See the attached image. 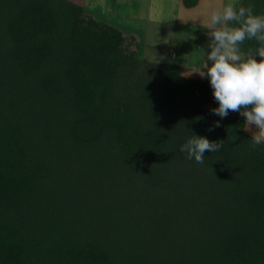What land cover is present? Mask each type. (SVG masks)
I'll list each match as a JSON object with an SVG mask.
<instances>
[{
  "label": "trees",
  "instance_id": "trees-1",
  "mask_svg": "<svg viewBox=\"0 0 264 264\" xmlns=\"http://www.w3.org/2000/svg\"><path fill=\"white\" fill-rule=\"evenodd\" d=\"M126 37L70 0H0V264H264V144ZM193 134L223 147L198 164Z\"/></svg>",
  "mask_w": 264,
  "mask_h": 264
},
{
  "label": "clouds",
  "instance_id": "clouds-1",
  "mask_svg": "<svg viewBox=\"0 0 264 264\" xmlns=\"http://www.w3.org/2000/svg\"><path fill=\"white\" fill-rule=\"evenodd\" d=\"M204 28L210 37V51H204L206 59L196 72L209 79L218 102L212 111L221 118L230 111L238 112L245 118L246 130L255 126L251 136L255 149L264 144V15L254 14L253 6L237 8L229 2L210 13ZM253 39L261 46L244 53L241 45ZM214 126L219 127V121ZM222 147L223 141L193 134L180 151L187 154V159L203 164L206 150L213 153Z\"/></svg>",
  "mask_w": 264,
  "mask_h": 264
},
{
  "label": "rangeland",
  "instance_id": "rangeland-1",
  "mask_svg": "<svg viewBox=\"0 0 264 264\" xmlns=\"http://www.w3.org/2000/svg\"><path fill=\"white\" fill-rule=\"evenodd\" d=\"M70 1L83 5L85 10L93 14L95 19L117 25L127 36L126 44L128 49H134L136 43L139 42L140 48L136 55L142 60L175 63L180 65V73L182 76L209 81L206 76L201 77L196 72L203 66L204 60L206 59L205 52H208L210 48V37L206 34L207 29L203 27L205 24L203 26L201 24L190 25V23L186 25L183 22H176L175 19L177 20L179 18H176L177 16L175 14L177 10L176 2L172 3L168 8H163L161 6L162 0H155L154 5L156 7L147 9L148 0H106V3L105 0ZM219 1L220 8L227 0ZM242 1L240 0L235 5L238 7ZM164 2L169 5V0H164ZM137 4L143 8L138 7ZM199 7L201 8L200 12H203V10L206 11L204 14L216 10L210 8L209 2L199 5ZM145 10L151 15L161 13L162 19L155 18L148 20V16L146 21H143L138 15L143 14ZM193 17L200 21L202 16L200 13L196 16L190 15V18L193 19ZM208 63L210 64L211 61H208ZM216 104L218 102L214 99L211 88V95L206 106L212 107ZM233 113L240 115L238 112ZM245 127V132L250 135L256 131L255 126H252L251 131L246 130Z\"/></svg>",
  "mask_w": 264,
  "mask_h": 264
},
{
  "label": "crops",
  "instance_id": "crops-1",
  "mask_svg": "<svg viewBox=\"0 0 264 264\" xmlns=\"http://www.w3.org/2000/svg\"><path fill=\"white\" fill-rule=\"evenodd\" d=\"M240 0H227L226 2H225V4L224 5H226L227 3H229V2H232V3H234V4H236L237 2H239ZM107 1L105 0V3H106ZM156 1L155 0H148L147 1V9H152V8H155L156 7V5H154V3H155ZM177 3V10H176V12H175V14H176V18H178L177 20L175 19V21L176 22H183V23H185L186 25H189L188 23H190V25H193V24H201L202 26L207 22V20H208V17H209V15H210V13H211V11H209V13L208 14H204L206 11L205 10H203V12L201 11L200 12V7H199V5H201V4H206L207 2H209V4H210V8L211 9H217V8H219V4H220V1L219 0H203V1H200V0H198V3L195 5V6H193V7H185L183 4H182V0H169V5H168V3L167 4H165V2H164V0H162V2H161V6H163V8L165 7V8H168V7H170L171 5H172V3ZM105 3H102V4H105ZM223 3V2H222ZM133 4V3H132ZM137 6L138 7H142V6H140L139 4H137ZM143 8V7H142ZM111 10V9H110ZM214 11V10H213ZM153 12H155V11H153ZM195 12V14L193 15V13ZM198 13H200L201 14V20L199 21L198 19H195L194 17H193V19L192 18H190V15H192V16H196ZM138 16H140L141 17V19H143V21H146V19L148 18V16H149V18H148V20L149 19H155V18H158V19H162V15H161V13H154V15H151V14H149V13H147V10H145V12L143 13V14H141V15H138ZM172 16V15H171ZM204 17V19H202ZM166 20V19H165ZM172 20V19H171ZM169 21V20H168ZM203 22H205V23H203ZM115 25V24H114ZM117 26V25H116ZM204 27V26H203ZM208 33V30H206V34ZM209 51H210V48H209ZM247 54V53H246ZM257 60H259L257 57H255Z\"/></svg>",
  "mask_w": 264,
  "mask_h": 264
}]
</instances>
